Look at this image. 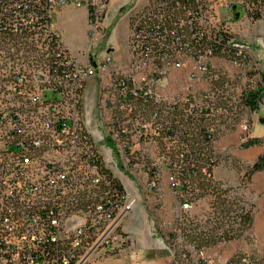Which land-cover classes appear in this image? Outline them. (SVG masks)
I'll return each instance as SVG.
<instances>
[{"label":"built area","instance_id":"obj_1","mask_svg":"<svg viewBox=\"0 0 264 264\" xmlns=\"http://www.w3.org/2000/svg\"><path fill=\"white\" fill-rule=\"evenodd\" d=\"M108 3L20 0L15 22L7 19L9 33L0 44V264H143L125 228L135 200L106 157L116 168L118 158L157 213L169 214L162 226L170 229L174 258L264 264V249L229 250L232 240L199 246L181 228L197 222L193 212L203 200L213 211V193L194 181V153L183 128L190 116L221 112L211 105L223 94L209 76L216 56L199 42H212L225 20L214 6L147 0L133 10L121 64L114 48L101 47ZM68 4L92 8L87 47L77 52L56 22L58 8ZM181 11H190L191 23H183ZM186 27H193L198 44L187 43ZM89 83L97 134L86 118ZM239 127L248 132L249 121L241 119ZM217 168L203 173L218 180Z\"/></svg>","mask_w":264,"mask_h":264},{"label":"rangeland","instance_id":"obj_2","mask_svg":"<svg viewBox=\"0 0 264 264\" xmlns=\"http://www.w3.org/2000/svg\"><path fill=\"white\" fill-rule=\"evenodd\" d=\"M238 1L239 0H206V4L214 5L216 7L218 19L225 20L228 23L230 28L229 31L233 35L235 42L242 44L247 48V51L250 53L251 62L254 65V68L259 71H264V17L260 19H254L247 15H243L240 19H235L234 13L231 11L227 4H236V2ZM131 5L125 7L118 14L112 15L109 12L108 18L105 22L107 28V36L103 40V43L101 45V47L104 48H114L116 59L121 64H123L128 58V55L126 56L127 38L129 35L131 19L133 16ZM111 12L114 13V11ZM216 67V71H218L219 73H226L235 77H238V75L241 76V78L238 79L237 83L239 87H248L249 85H252V87H256L261 79L259 74H254L253 77H250L249 72L252 71L253 68H249L248 70H245V72L241 68L233 67L230 62L219 57L216 61ZM181 78L185 81L184 76H182ZM94 106L95 87L92 85V83H89L85 90L86 118L88 126L97 134V119L95 116ZM244 118L249 121L248 132L241 131L239 127V121L233 123L232 125L228 123L226 126H223L222 130L220 129L219 131V137L216 143H218L222 137L229 133H237L240 138L239 144L229 145L226 150L217 148L220 152V157L224 158H222V162L218 165L216 175L222 187V193L219 199V203L222 200L226 199L227 201H230V203L233 201L237 203L236 206H244L246 210H249L253 206V214L254 212H256L255 205L246 197V191L251 182V178L248 179V177H246L245 175V172H243V170L247 171L253 163L243 161L238 157H242L243 151L247 149V147L243 146V143L248 139H251V137H257V133L254 132L255 126L258 127L259 125H261V133H264V123H261L259 120V118L264 119V101L260 104L256 112H251L245 115ZM260 139L264 141V134L262 137H260ZM257 145L261 147L264 152V143L263 145ZM225 157H230L236 162L232 164L231 160H227L225 159ZM106 159L107 165L115 170V173L129 190L130 196L135 200L134 207L126 223L131 224L129 221H132L136 240L147 248H150L151 246L148 241L151 236L149 235L153 234L155 237L165 240L166 244L168 245L166 237L170 232V229L168 230L167 228H164L162 226V223L166 219L170 218L169 214L157 213L152 204L148 201L147 197L137 189L138 186L136 185L134 176L130 172H123L124 170L120 167L118 158H116V163L118 162V168L115 167V160L113 159V157H106ZM210 204L211 202L209 200H203L193 212V217L197 221V223L201 225V228L199 227L201 230L204 228L211 229L213 226H215L216 221L210 224L211 219H216L215 216L217 218H221V216L224 217V220H219L223 221L224 223L232 221L228 219V216H223L224 214H221L220 212L218 213L214 211V216V213L210 210ZM220 209L221 207H219V210ZM230 216L232 215L230 214ZM248 233L250 234L249 238H246L244 236L246 234H243L239 238H236L235 240L233 239L232 242H230V244L227 246L228 249L232 250L234 248H242L246 246L254 250L264 249V238L260 236V233L255 229L254 224L251 225ZM175 260L177 261V264H186V261H184L183 259L175 258Z\"/></svg>","mask_w":264,"mask_h":264},{"label":"trees","instance_id":"obj_3","mask_svg":"<svg viewBox=\"0 0 264 264\" xmlns=\"http://www.w3.org/2000/svg\"><path fill=\"white\" fill-rule=\"evenodd\" d=\"M20 0H0V44L6 42V37L4 34L9 33L6 30L8 27L7 19L15 22V3ZM183 4L192 9H197L198 5H201L204 10H208L211 6L206 4V0H183ZM229 7L234 13V18L240 19L243 15H247L254 19H260L264 17V0H239L236 4L230 3ZM215 7V6H214ZM62 7H59L60 11ZM39 11V8L36 7ZM123 10V9H122ZM89 13H92V8L88 9ZM88 13V15H89ZM181 18L183 23H191V13L190 11H181ZM221 24L219 30L216 32L215 39L211 41H200L206 46H210L216 58H222L229 62H235L238 68L248 70L253 68L249 72L250 77L254 74H259L261 79L256 87L249 85L248 87H239L238 77H232L226 73H219L216 68L211 67L209 70V76L212 77V87L218 89L222 88L223 94L219 97L216 96L215 100L211 102L214 109L220 108V113H215L214 115L208 116L206 112L203 111L197 117L190 116L186 120L185 127L183 128V137L186 144L189 146L191 151L194 153L192 172L194 174V181L206 192H212L214 195V201L212 202L213 213L220 212L224 214L223 216H228V223H224L225 218L211 219V222H215V226L211 229H200L201 225L199 223L186 224L183 227L184 234L192 242L199 246H208L217 244L222 240H233L239 238L244 233H246L252 225L253 214L252 207L246 210L244 206L237 205L234 201L230 203L226 199L219 203V199L222 193V187L218 180H213L211 177L206 176L203 173V169L207 168L211 172L214 165H219L222 161L220 157V152L217 149V139L219 137V131L222 130V126H226L228 123L233 124L237 121L244 119L245 115L257 110L260 104L264 101V71H259L254 68L251 62L250 54L245 50H239L233 35L229 31V25L226 21ZM187 43L198 44V36H194L193 27H186ZM203 46V45H199ZM246 72V71H245ZM215 76H218L217 78ZM238 86L240 92L237 93L234 88ZM233 87V88H232ZM217 124L216 130L214 132H209L208 128L212 124ZM264 141L260 138L251 137L243 143L244 147H249L255 144H262ZM225 159L231 160L232 164L236 161L230 157H225ZM247 169V168H246ZM245 169V170H246ZM264 169V152L255 160V162L248 168L245 172L246 177L250 179L253 174ZM106 171L109 172L108 169ZM119 183V180L116 179ZM234 206V208H233ZM236 206V207H235ZM219 207L221 209L219 210ZM230 214L232 216H230ZM194 226V227H190ZM200 227V228H199ZM203 228V227H202Z\"/></svg>","mask_w":264,"mask_h":264},{"label":"crops","instance_id":"obj_4","mask_svg":"<svg viewBox=\"0 0 264 264\" xmlns=\"http://www.w3.org/2000/svg\"><path fill=\"white\" fill-rule=\"evenodd\" d=\"M147 0H109L108 11L106 19L108 18L109 12L118 14L122 9L128 5L132 6V10L143 7ZM111 11H114L112 13ZM57 26L63 33V37L73 51L77 52L87 47V29H88V9L83 5H64L57 15ZM106 22V20H105ZM116 47V46H115ZM217 58L214 59L216 64ZM259 120H261L259 118ZM259 125L255 126L254 132L257 133V137L263 136L261 133L262 129ZM239 135L237 133L226 134L217 143V148L226 150L229 145L239 144ZM263 153L261 147L257 144L247 147L242 153V157H238L243 161L254 163L255 160ZM218 169V168H217ZM216 169V170H217ZM215 170V176L217 178V172ZM246 197L255 205L256 212L253 213V221L255 229L258 230L260 236L264 238V169L256 172L251 177V182L246 191ZM127 222V221H126ZM131 224L125 223L126 230L131 234L134 251L136 252L137 259L143 264H177L171 250L166 244L165 240L151 235L149 232V243L150 248L142 245L136 240L133 231L132 221ZM133 231V233H132ZM149 249V250H147ZM121 261H108L107 264H119Z\"/></svg>","mask_w":264,"mask_h":264},{"label":"water","instance_id":"obj_5","mask_svg":"<svg viewBox=\"0 0 264 264\" xmlns=\"http://www.w3.org/2000/svg\"><path fill=\"white\" fill-rule=\"evenodd\" d=\"M260 122H261V123H264V119H261Z\"/></svg>","mask_w":264,"mask_h":264}]
</instances>
